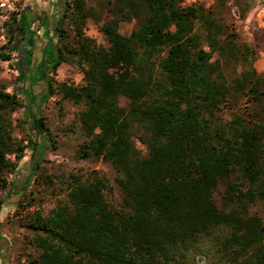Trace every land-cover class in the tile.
<instances>
[{
  "label": "trees",
  "instance_id": "obj_1",
  "mask_svg": "<svg viewBox=\"0 0 264 264\" xmlns=\"http://www.w3.org/2000/svg\"><path fill=\"white\" fill-rule=\"evenodd\" d=\"M185 1H63L45 63L48 73L67 63L83 77L51 78L47 93L60 96L59 112L67 102L76 107L70 126L82 140L75 156L109 163L122 199L92 169L63 180L66 193L48 214L26 212L30 203L19 201L28 264H200L202 255L207 264H264V72L225 23L222 3ZM31 12L12 13L0 48V60L20 54L18 80L27 75ZM89 19L106 44L86 33ZM121 21L135 23L130 34L120 31ZM7 87L0 82V191L13 184L9 176L27 149H36L14 134L28 121L14 118L24 100ZM249 103L259 108L250 111ZM31 127L55 147L43 115ZM3 205L0 199V213Z\"/></svg>",
  "mask_w": 264,
  "mask_h": 264
},
{
  "label": "rangeland",
  "instance_id": "obj_2",
  "mask_svg": "<svg viewBox=\"0 0 264 264\" xmlns=\"http://www.w3.org/2000/svg\"><path fill=\"white\" fill-rule=\"evenodd\" d=\"M1 1H5L6 5L0 7V48L9 40L7 23L11 19L12 13L20 12L29 4V0ZM98 1L105 0H87V4L95 6ZM194 2L204 4L206 7H212L215 4L219 6V3H222L220 10L225 23L229 26L230 31L234 30L237 33V40L240 43L250 45L254 49V67L259 73H263L264 0H186L185 4ZM239 3H242L245 12L240 8ZM33 6L34 10L31 12V16L34 17L35 22L30 28L32 30L31 38L23 42L27 45L31 43V56L27 61L26 78L18 80L20 74L16 63L20 57L18 52H14L10 60H0V82L7 84L9 92L19 93L25 105L14 113V118L16 120L25 118L28 122L22 126H15L14 134L19 138L36 142V149H33V146L27 149L16 173L9 176L13 184L6 191H0V199L4 200L0 213V264H28L26 256L28 230L20 221L25 211L17 213L22 209L17 207L19 201L23 199L25 204L30 203L31 206L26 209V212L38 209L43 214H48L57 201L64 197L66 190L63 180L70 173H86L97 169L106 175L110 184L114 186L113 198L115 201L120 202L122 199L121 191L115 180L116 171L109 163L103 161L93 163L75 156L77 145L82 140L77 127L70 126L76 107L67 102L64 112H59L56 101L60 96L56 94L50 97L47 93L48 80L51 78L58 82L80 83L83 77L78 68L67 63L62 64L56 72L51 73H48L49 64L46 66L47 59L53 55L57 36L51 32V28L49 36L43 29L49 26L53 28L57 17L62 12L63 5H60L52 17H49L46 9H38L40 6L38 2H34ZM43 24H45L44 28ZM134 25V22L121 21L120 31L123 34H130ZM85 31L88 35L96 38L98 43H107L106 38L99 30V25L94 20H88ZM47 40L51 42L47 43ZM44 46L47 49L46 59ZM239 68L241 69V67ZM244 101L246 100L242 101V105ZM127 103L128 99L122 96L120 104L125 106ZM258 108L259 104L249 103L250 111ZM232 110L228 109L223 112L225 119L231 118ZM39 114L43 115L46 125L53 134L54 148L46 145L43 136L36 133L31 127ZM135 142L142 155H147L149 148L136 137ZM37 162H40L38 170ZM40 173H42V177H40ZM223 191L224 187L222 186L216 195L220 205L221 192ZM198 259L201 261L200 264H207L210 261V257L205 255L199 256Z\"/></svg>",
  "mask_w": 264,
  "mask_h": 264
},
{
  "label": "crops",
  "instance_id": "obj_3",
  "mask_svg": "<svg viewBox=\"0 0 264 264\" xmlns=\"http://www.w3.org/2000/svg\"><path fill=\"white\" fill-rule=\"evenodd\" d=\"M64 0H29V4H27L30 8L31 11L34 10V2H38L40 4L39 6V10H43L46 9L49 17H52V14L57 11V9L60 8V5H62ZM48 19V18H47ZM45 24H43V28H44ZM50 28H51V32H52V26L47 27L46 29H43L45 33H47V36L51 35L50 32ZM46 36V37H47ZM44 39V36L42 37ZM49 39V38H48ZM50 40H47V43H49ZM23 52L25 53V55L27 54L30 58L31 56V43H29L28 45L25 44Z\"/></svg>",
  "mask_w": 264,
  "mask_h": 264
},
{
  "label": "built area",
  "instance_id": "obj_4",
  "mask_svg": "<svg viewBox=\"0 0 264 264\" xmlns=\"http://www.w3.org/2000/svg\"><path fill=\"white\" fill-rule=\"evenodd\" d=\"M6 5V2L5 1H1L0 2V7H4ZM14 8V7H13Z\"/></svg>",
  "mask_w": 264,
  "mask_h": 264
}]
</instances>
